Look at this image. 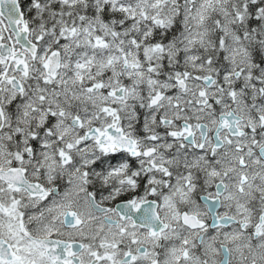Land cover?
Instances as JSON below:
<instances>
[{
  "label": "snow or ice",
  "instance_id": "obj_1",
  "mask_svg": "<svg viewBox=\"0 0 264 264\" xmlns=\"http://www.w3.org/2000/svg\"><path fill=\"white\" fill-rule=\"evenodd\" d=\"M0 264H264V0H0Z\"/></svg>",
  "mask_w": 264,
  "mask_h": 264
}]
</instances>
